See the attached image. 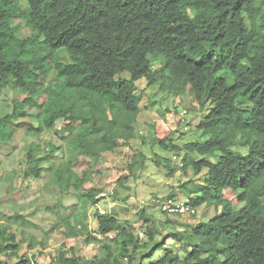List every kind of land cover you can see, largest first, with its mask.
Listing matches in <instances>:
<instances>
[{
  "label": "trees",
  "instance_id": "1",
  "mask_svg": "<svg viewBox=\"0 0 264 264\" xmlns=\"http://www.w3.org/2000/svg\"><path fill=\"white\" fill-rule=\"evenodd\" d=\"M26 3L23 9L19 0H0V92L16 89L24 96L14 102L12 115L0 117V146L13 140L17 127L26 126L12 119L27 115L26 110L39 118L38 127L28 125L38 135L64 123L60 132L67 160L53 162L60 146L49 144L44 156L39 146H30L25 176L39 179L44 171L52 172V185L60 193L78 194V203H58L65 215L55 227L67 239L87 236L84 243L100 245L103 252L87 259L73 248L62 249L54 264H146L166 247V241L155 242L159 223L145 208L137 212L144 243L129 221L98 209L91 236L88 210L106 197L98 188L79 193L102 174L104 154L136 140L141 80L147 89L178 98L186 107L191 97L200 112L208 110L197 127L203 141L184 145L187 155L181 166L185 177L188 168L196 174L205 170L203 182L188 178L179 191L195 208L216 212L186 228L183 218L195 215L162 212L169 225L164 237L179 242L184 256L167 249L150 264H264V0ZM17 19L32 30L30 38L16 35ZM43 74H54L52 81L46 83ZM141 138L145 145L146 137ZM157 140L165 152L181 150L174 139ZM217 153L216 162L205 159ZM147 160L143 152L135 154L127 165L129 175L117 181L119 187L129 191L125 183L135 180ZM164 160L158 156L156 165L172 174V159ZM81 164L86 169L79 173L75 167ZM228 191L236 203L225 198ZM16 238L0 225V264L5 255L18 256L25 241ZM15 264L33 263L19 258Z\"/></svg>",
  "mask_w": 264,
  "mask_h": 264
},
{
  "label": "rangeland",
  "instance_id": "2",
  "mask_svg": "<svg viewBox=\"0 0 264 264\" xmlns=\"http://www.w3.org/2000/svg\"><path fill=\"white\" fill-rule=\"evenodd\" d=\"M19 3L21 8L26 9V0H19ZM14 26L19 38L32 36V30L23 20H15ZM53 76L43 74L42 79L48 83L52 81ZM146 86L145 80L138 82V93H142L143 100L140 105L142 114L136 125V140L132 141L128 147L121 144L113 153L104 154L101 159L102 174L98 179L84 185L79 193L98 188L104 191L106 197L88 210L87 223L91 236H95L96 233L94 211L98 209L102 212L115 213L121 222L129 221L134 233L144 243L146 241L144 226L138 222L137 212L145 208L148 214H152L159 223L158 227L161 231L155 237V242L166 241V249L158 251L152 260H145L146 264H150L166 255L167 249L178 253L181 257L184 256L183 246L179 242L172 239L166 240L164 237L169 233V225L163 223L166 217L162 214L160 205L171 194L182 196L179 186L188 178L198 183L203 182L205 170L201 174H196L188 168V177H185L180 164L184 162L183 159L187 155L184 145L203 141L197 127L202 118L208 114V110L200 112L191 97L188 98L186 107L180 99L160 93L156 89L149 90ZM23 98L24 96L16 89H3L0 92V117L12 115L14 102L21 101ZM184 111H187L186 114H183ZM26 113L25 116L12 118L15 125L25 123L26 126L17 127L13 140L0 146V212L2 213L0 225L8 226L11 232L16 234L17 241H25L17 252L18 256L5 255L1 258L2 264H15L19 258H28L33 264H54L59 251L69 248H73L76 255L87 259L102 256L100 245L84 243L87 236L67 239L60 228L55 227L59 217L65 215L64 209L58 208V203H62L65 207L78 203V194L60 193L59 188L52 185V172L44 171L39 179L25 176L28 171L26 154L30 146H39L40 156L46 155L49 144L60 146L62 149L53 160L56 165L65 162L68 157L66 141L60 132L64 123L58 122L53 130H45L38 135L32 130L28 131L29 124L38 127L39 118L36 112L26 110ZM184 128L188 130L185 131ZM141 137H146L145 145L142 144ZM164 137L175 140V144L181 149L178 154L175 151L165 152L159 148L157 139ZM140 151L148 160L143 169L137 170L135 180L129 178L125 183L129 187V191H126L119 187L117 181L129 175L127 165ZM158 156L162 158V162H166L164 159H172L171 166L174 168L172 174L164 167L156 165ZM218 157L217 153L214 156L208 155L205 159L216 162ZM48 167L49 164H44V168ZM84 169H86L85 164L75 167L79 173ZM113 194L118 197H112ZM123 198H127V201L122 202ZM225 198L236 203L235 194L231 191L226 192ZM235 207L238 209L239 205ZM215 213L213 208L206 209L202 206L197 216L183 218L185 227L182 228L206 221ZM171 218L175 219V217ZM178 227L182 229L180 225ZM106 243H112V241L107 239ZM150 248L152 246L146 252Z\"/></svg>",
  "mask_w": 264,
  "mask_h": 264
},
{
  "label": "built area",
  "instance_id": "3",
  "mask_svg": "<svg viewBox=\"0 0 264 264\" xmlns=\"http://www.w3.org/2000/svg\"><path fill=\"white\" fill-rule=\"evenodd\" d=\"M183 114H186V111ZM161 210L168 215L185 214L197 216L199 214V208L192 206L191 199L182 196L167 198L161 203Z\"/></svg>",
  "mask_w": 264,
  "mask_h": 264
},
{
  "label": "clouds",
  "instance_id": "4",
  "mask_svg": "<svg viewBox=\"0 0 264 264\" xmlns=\"http://www.w3.org/2000/svg\"><path fill=\"white\" fill-rule=\"evenodd\" d=\"M186 112H187V111H186ZM184 130L186 131V130H188V128H184ZM181 164H182V163H181ZM181 164H180V166H181ZM175 196H177V195H175ZM182 197H184V196H182ZM167 198H169V197H167ZM167 198H166V199H167ZM166 199H165V200H166ZM199 209H200V208H199ZM160 210H161V205H160ZM161 212H163V211L161 210Z\"/></svg>",
  "mask_w": 264,
  "mask_h": 264
}]
</instances>
